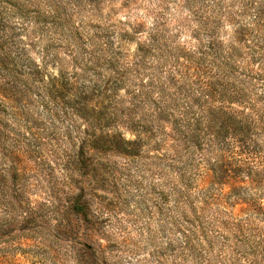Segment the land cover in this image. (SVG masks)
I'll return each mask as SVG.
<instances>
[{"label":"rangeland","instance_id":"1","mask_svg":"<svg viewBox=\"0 0 264 264\" xmlns=\"http://www.w3.org/2000/svg\"><path fill=\"white\" fill-rule=\"evenodd\" d=\"M259 7L264 0H0L2 55H46L45 74L63 69L93 106L103 97L121 112L106 109L104 128L89 129L49 86L0 103V264H264ZM199 25L218 52L234 47L231 78L215 74L210 56L200 67L185 56ZM224 82L246 95L207 94ZM157 106L169 118L149 142L129 155L100 140L79 168L87 134L135 138L136 121ZM173 118L205 136L172 146ZM238 126L248 128L242 147ZM215 173L223 183H212Z\"/></svg>","mask_w":264,"mask_h":264},{"label":"trees","instance_id":"2","mask_svg":"<svg viewBox=\"0 0 264 264\" xmlns=\"http://www.w3.org/2000/svg\"><path fill=\"white\" fill-rule=\"evenodd\" d=\"M256 16L259 18L258 20L264 17V10L262 7H259ZM201 28L207 30V34L211 37L212 33L209 28L205 25H199L195 32V35L199 38L198 44L193 51L188 52L185 56L193 59V62L199 67L204 64L205 60L210 56V61L217 62L218 69L215 74L219 75L221 79L224 76L231 78L233 73L231 63L234 57V47L227 50L226 54L221 53L222 51L218 52L217 49L213 48V42H209V45H207V41L200 38L199 32ZM23 53L25 52L15 53L12 58L9 57L7 53H5V55L0 53V103L2 105L7 103H26L27 96L32 87L40 86V89H37V91L42 92L41 90H44L43 86H49L51 89L48 90L47 93L52 92L57 94V97L61 99L60 108L64 114L71 112L75 115H84L89 129L98 130L104 128V119L107 118V115H105L107 106L102 102L103 97L99 105L93 106L85 86L76 87L74 82L68 81V74L65 73L63 69H60L57 75L44 73L47 66L46 55L43 56L40 62H32L28 60L27 56L23 58ZM90 68L95 69V65H92ZM76 75L77 73H73L72 77L76 78ZM232 82L234 81L232 80ZM226 84L227 83L224 82L218 91H216V89H207L206 92L207 94L218 92L220 97L227 98L228 100L241 99L246 95L247 86H239L238 84L235 86H227ZM37 94L39 95V93ZM22 105L24 106V104ZM97 109H99V114L95 116ZM107 110L109 116L121 117V112L116 113L110 108ZM168 118L169 115L166 112V108L157 106L151 109L150 114L144 112L143 115L140 116L139 121H136L137 124L134 127L136 129L135 138L127 139L117 135L105 138L101 134H87L83 141V148L80 150V159L79 156H77L76 159L77 162H79V168H82L85 163L84 158L91 156L90 149H95L96 144H98L100 140H103L110 148L131 155L138 145L143 146L141 143L149 142L157 132L162 131L161 128L158 129L157 127ZM170 126L171 129L168 132L166 131V136L170 138L172 146L175 147L180 145L186 147L187 144L189 145L190 143L196 144L199 138L201 139L205 136V133L200 135V132L196 131L195 128H186L184 125L182 126L175 118L170 120ZM232 130L239 146L242 147L245 141H247L246 136L248 128L238 126ZM180 152L181 150L175 149L176 156H179ZM212 178L213 184L223 183L222 178L216 175V173L212 175ZM238 182L245 181H234L233 187H236ZM81 207L82 204L78 199L72 202L71 208L73 211L79 212L82 210Z\"/></svg>","mask_w":264,"mask_h":264}]
</instances>
